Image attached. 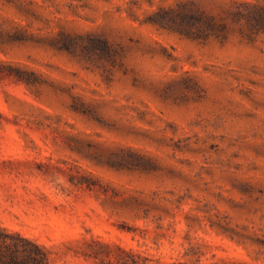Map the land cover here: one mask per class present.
<instances>
[{"label": "rangeland", "instance_id": "obj_1", "mask_svg": "<svg viewBox=\"0 0 264 264\" xmlns=\"http://www.w3.org/2000/svg\"><path fill=\"white\" fill-rule=\"evenodd\" d=\"M0 109V230L264 264V0H0Z\"/></svg>", "mask_w": 264, "mask_h": 264}, {"label": "trees", "instance_id": "obj_2", "mask_svg": "<svg viewBox=\"0 0 264 264\" xmlns=\"http://www.w3.org/2000/svg\"><path fill=\"white\" fill-rule=\"evenodd\" d=\"M1 124L12 122L0 109ZM25 164L29 165L28 175H39L35 160ZM20 165L12 151L0 148V175L16 171ZM151 261L135 249L99 238L91 231L67 235L60 242L47 245L18 232L0 230V264H152Z\"/></svg>", "mask_w": 264, "mask_h": 264}]
</instances>
